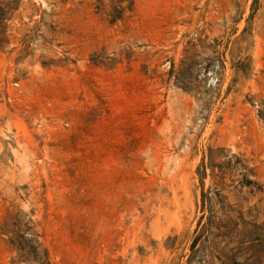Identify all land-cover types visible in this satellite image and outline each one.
<instances>
[{
  "label": "rangeland",
  "instance_id": "rangeland-1",
  "mask_svg": "<svg viewBox=\"0 0 264 264\" xmlns=\"http://www.w3.org/2000/svg\"><path fill=\"white\" fill-rule=\"evenodd\" d=\"M111 1L22 0L6 22L0 226L29 214L52 264H180L207 147L264 183V0H133L110 23ZM194 39L201 96L169 74Z\"/></svg>",
  "mask_w": 264,
  "mask_h": 264
},
{
  "label": "trees",
  "instance_id": "trees-1",
  "mask_svg": "<svg viewBox=\"0 0 264 264\" xmlns=\"http://www.w3.org/2000/svg\"><path fill=\"white\" fill-rule=\"evenodd\" d=\"M22 0H0V49L9 44L6 22ZM100 9L105 8L97 0ZM133 0H113L108 6L110 23L131 12ZM193 42L184 50L177 70L170 76L183 91L202 93L193 84ZM215 97L203 100L205 107ZM200 98V97H199ZM257 116L264 123V101H258ZM196 223L180 264H264V183L257 181L255 167L244 154L225 148L207 147L195 169ZM255 199V202H251ZM0 235L13 255L11 264H52L37 224L24 213L9 212L0 226Z\"/></svg>",
  "mask_w": 264,
  "mask_h": 264
}]
</instances>
